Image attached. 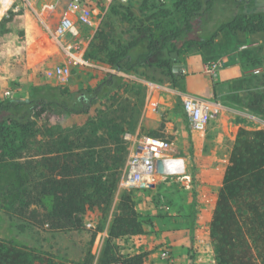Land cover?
<instances>
[{"label":"rangeland","instance_id":"rangeland-1","mask_svg":"<svg viewBox=\"0 0 264 264\" xmlns=\"http://www.w3.org/2000/svg\"><path fill=\"white\" fill-rule=\"evenodd\" d=\"M93 1L95 26L87 27L80 23L77 26L78 35L90 39L88 53L96 59L91 60L93 65L79 66L70 63L53 38V31L67 11L70 0H0V99H28L36 85L60 86L76 92L95 87L109 72L122 76V85L107 98L91 104L88 113L70 117L50 115L47 122L54 126V131L60 132V128L68 131L71 126L90 129L92 124L89 122H98L107 117L122 121L125 126L123 144L127 153L117 190L108 209L104 205H88L81 228H55L45 221L50 203L48 199H43V203L39 201L41 196L36 188L38 175L34 179L32 176L35 174H30L28 170L18 175V160L0 156V241L26 253L32 252L59 261L111 264L105 263L103 250L112 219L118 211V201L127 190L134 199L144 231L115 238L116 251L124 255L146 252L145 262H149L152 253H158L167 262L172 258L171 246L155 239L152 242L150 237L159 234L158 220L172 218L183 224L180 216L172 213L170 195L181 199L185 193L193 192L194 202L199 204V213L191 228L193 241L188 255L191 264H196L201 254L207 257V263L215 264L210 238L211 218L231 148L241 127H264V115L256 110L257 105L251 104L255 94L264 93V73L259 69L261 63L257 50L250 49L246 71L234 80L229 91L225 92L224 89L216 93V86L225 88L218 77L219 69L214 75L207 73L216 106L207 128L196 131L187 124L182 94L174 85L168 68L141 66L125 72L104 62L107 48L127 45L136 32L128 20L130 16L143 18L149 23L147 18L163 10L174 15L177 12L176 0ZM214 10L196 18L191 33L193 38L209 37L220 17L228 18L235 11L249 14L264 12V0H248L243 4H237L234 0H220ZM228 33V30L219 32L209 47L193 45L185 48L181 59L202 50L206 64L217 60V52L229 41ZM235 34L242 42L249 44L256 42L260 36L264 37V32L260 31L236 30ZM245 35L248 40L244 38ZM103 39L108 40L106 45ZM62 63H68L71 67V76L66 83H60L46 73L49 68ZM98 132L101 134V129ZM144 136L163 137L174 142V156L184 160V172L178 171L182 173L172 174L166 179L156 174L149 186H125L123 180L130 154ZM179 165L183 167L180 161Z\"/></svg>","mask_w":264,"mask_h":264},{"label":"trees","instance_id":"trees-1","mask_svg":"<svg viewBox=\"0 0 264 264\" xmlns=\"http://www.w3.org/2000/svg\"><path fill=\"white\" fill-rule=\"evenodd\" d=\"M220 0H176V14L168 10L147 18H128L136 31L127 45L107 48L104 62L119 71L136 67H165L173 83L182 89L184 76L172 69L171 52L179 55L187 47H209L219 32L228 30L229 41L217 52L240 45L236 30L264 31V12H233L221 18L207 38L191 33L197 17L214 12ZM243 4L248 0H234ZM234 32V33H233ZM105 45L108 40L103 39ZM89 51V49H88ZM87 51L89 60L96 59ZM122 76L109 72L95 87L76 92L60 86L36 85L28 99H0V156L17 159V174L26 170L38 175L40 202L48 199L45 221L55 228L79 229L88 205L108 209L117 190L124 166L126 147L122 121L107 117L89 122L92 127L60 132L50 125V115L70 117L90 111L91 104L107 98L122 85ZM251 104L264 115V93L255 94ZM74 128V129H73ZM98 129L102 133L99 134ZM47 137V138H45ZM130 191L125 190L109 228L103 255L105 263L145 264L146 252L124 255L116 251L113 240L144 231ZM91 207V206H90ZM195 202L193 203V208ZM105 209V208H104ZM195 219V213L193 220ZM210 238L217 264H264V127H241L231 149L222 185L211 218ZM0 264H77L24 252L0 241Z\"/></svg>","mask_w":264,"mask_h":264},{"label":"built area","instance_id":"built-area-1","mask_svg":"<svg viewBox=\"0 0 264 264\" xmlns=\"http://www.w3.org/2000/svg\"><path fill=\"white\" fill-rule=\"evenodd\" d=\"M78 23L87 27L95 26L96 18L93 0H70L67 11L62 14L58 25L53 31V38L59 44L70 63L79 66H90L93 64L86 55L90 39L78 35ZM219 67V60L212 61L207 64L206 72L214 75ZM46 73L49 77L57 78L60 83H66L71 76V67L68 63H62L49 68ZM215 106L206 98L186 95L183 98V107L190 128L196 131L205 130ZM175 151L174 142L166 138L144 136L139 139L128 160L127 173L123 180L124 185L127 187H144L151 184L156 174L166 179L172 174L184 172V160L174 156ZM160 157L166 160L168 167L172 165L173 161L180 160L183 165L182 172L174 171L159 174L156 165L157 159Z\"/></svg>","mask_w":264,"mask_h":264},{"label":"crops","instance_id":"crops-1","mask_svg":"<svg viewBox=\"0 0 264 264\" xmlns=\"http://www.w3.org/2000/svg\"><path fill=\"white\" fill-rule=\"evenodd\" d=\"M260 33L262 32L260 31ZM244 38L248 40L247 35H245ZM238 39L240 41V45L236 49L225 51L221 53V55L217 58V60L220 61L218 77L219 80L223 81L225 84V88H222L220 85L216 86L217 94L224 91V89L225 92L229 91L231 89L230 86L234 82V80L244 75V72L246 71L245 68L247 67L248 54L250 49L256 48L257 56L261 63L259 69L262 73H264V37L260 36L256 42L250 44L249 42H242L239 37ZM202 55V50H199V52L193 54L192 56L190 55V57H187V59H181V55H179L180 62L183 66L182 74L184 76V85L182 89L179 88V93L182 94V98H184L186 95L203 97L216 105V102L212 99L214 94L212 84L209 75L206 72L207 64L205 63ZM226 86H228V88H226ZM182 108L183 113L186 116L183 103ZM256 128H260V126L249 127V129ZM176 161L179 162L180 160ZM192 193L193 192L185 193L183 195V198L181 199L176 196L173 197L169 194L171 196H169L170 200L172 201V213L175 212V214H178L180 216V219H182L181 221H183V224L177 223L174 219L172 220V218H167L163 221L158 220L156 224L158 227H160L159 234L158 236H156V234H152L150 237L152 242L155 240L157 242L163 241L166 244L170 245L172 249V258L170 259V261L166 262V260H164V258H161L158 253H152L150 255L149 262L146 261L145 264H191L192 260L188 255V248L190 245H192L193 241L191 239V228L194 224V220L196 221L197 219L196 215L199 213V204H195V207L193 208L194 196L192 195ZM187 194L188 197H186ZM194 213L195 219L193 220ZM206 259L207 257L205 255H198L196 264H211V262L207 263ZM214 263L217 264L215 256Z\"/></svg>","mask_w":264,"mask_h":264},{"label":"water","instance_id":"water-1","mask_svg":"<svg viewBox=\"0 0 264 264\" xmlns=\"http://www.w3.org/2000/svg\"><path fill=\"white\" fill-rule=\"evenodd\" d=\"M171 59L173 61V71L175 72L176 75H180L183 72V66L180 62L179 59V53L178 51H172L171 52ZM157 172L159 174H166L168 173V166H167V162L164 158H158L157 159ZM150 184H148L149 186Z\"/></svg>","mask_w":264,"mask_h":264},{"label":"bare ground","instance_id":"bare-ground-1","mask_svg":"<svg viewBox=\"0 0 264 264\" xmlns=\"http://www.w3.org/2000/svg\"><path fill=\"white\" fill-rule=\"evenodd\" d=\"M183 167L179 165L178 161H173L172 165L168 167V171H182Z\"/></svg>","mask_w":264,"mask_h":264}]
</instances>
